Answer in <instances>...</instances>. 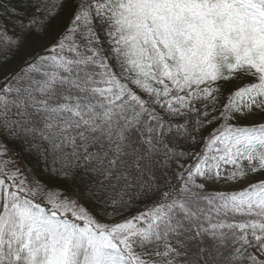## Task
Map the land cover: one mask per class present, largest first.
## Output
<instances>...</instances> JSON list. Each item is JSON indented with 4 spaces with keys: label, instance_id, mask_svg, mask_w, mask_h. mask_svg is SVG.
I'll use <instances>...</instances> for the list:
<instances>
[{
    "label": "snow or ice",
    "instance_id": "6c2138e0",
    "mask_svg": "<svg viewBox=\"0 0 264 264\" xmlns=\"http://www.w3.org/2000/svg\"><path fill=\"white\" fill-rule=\"evenodd\" d=\"M260 174L264 0H0V264H264Z\"/></svg>",
    "mask_w": 264,
    "mask_h": 264
},
{
    "label": "trees",
    "instance_id": "16d2710c",
    "mask_svg": "<svg viewBox=\"0 0 264 264\" xmlns=\"http://www.w3.org/2000/svg\"><path fill=\"white\" fill-rule=\"evenodd\" d=\"M35 50L39 51L40 49H39V47H37ZM18 63H19V59L17 58L8 67L10 69L11 68H15ZM230 87H232V85H227L226 88H225V92H227V89L230 88ZM224 102H225L224 99H222L221 103H224ZM250 122H252L251 119H249L248 121H242V123H250ZM204 135H207V130L205 131ZM11 147H12L13 151L9 153V156H10V158L12 160L17 162L18 166H23V164H27L29 167H36L37 170H39L42 167V164L41 165H36L37 157H36V155L34 153L33 154L22 153L21 155H16L15 153L19 151L18 147L15 146V145H12ZM202 147H203V144H197L194 147H191L189 150L192 151V152H197ZM190 162L191 161H188V163H190ZM173 170H177L178 171V169L175 168V166H174ZM252 177L257 178V180H258V179L264 178V174H260V175H256V176H250L249 178H252ZM55 183L59 184L60 182L58 180H55ZM223 183L224 182L221 181V182H218V183L209 184L207 186V191L209 193L222 192L220 189H221ZM61 187L63 189H67L69 187V185H61ZM145 204H146L145 201H140L137 204V206L135 208H133L132 214H135L137 209L143 210L144 207H145Z\"/></svg>",
    "mask_w": 264,
    "mask_h": 264
},
{
    "label": "rangeland",
    "instance_id": "374dc122",
    "mask_svg": "<svg viewBox=\"0 0 264 264\" xmlns=\"http://www.w3.org/2000/svg\"><path fill=\"white\" fill-rule=\"evenodd\" d=\"M260 116L257 115V116H253L251 117L250 119L252 120V122H256V121H259L260 120ZM257 180V178H249L248 180H244V181H240L238 183H223L222 184V187H221V191L222 192H230V191H238L240 190L242 187H245L247 186V184L249 182H255Z\"/></svg>",
    "mask_w": 264,
    "mask_h": 264
}]
</instances>
